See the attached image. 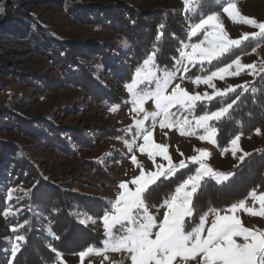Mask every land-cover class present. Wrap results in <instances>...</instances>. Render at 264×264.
<instances>
[{
  "label": "trees",
  "instance_id": "trees-1",
  "mask_svg": "<svg viewBox=\"0 0 264 264\" xmlns=\"http://www.w3.org/2000/svg\"><path fill=\"white\" fill-rule=\"evenodd\" d=\"M117 1L104 5L98 3L86 5L80 0H68L65 12L78 24H86L102 33L110 32L116 38L126 41L130 48L124 51L115 43L103 40L81 42L68 41L58 36L56 38L33 16L15 17L14 20L20 18L30 26L26 31L31 34L30 39L34 42L35 49L48 56L54 70L58 71L55 77L46 75L39 81L31 80L35 89L47 91L59 88L76 89L87 96L92 104L104 107L120 104L122 99L114 95L97 78L96 66H102L109 76L121 85L130 82L132 75L130 67H138L153 53L157 68L174 71L177 69L175 60L179 58V49L182 43L188 40L186 33L191 22L189 18H196L199 15L206 17L207 14L219 12L228 2L194 0L191 11L184 10L180 13L158 6L156 12L142 15L141 11L127 1L116 3ZM237 1L240 0H232ZM162 24L165 27L161 39L157 41L156 37L160 34ZM25 28L26 26H23V30ZM195 40L196 38L192 39L193 42ZM258 46H264V37L241 42L238 48L231 49L214 60L211 65H206L207 68L203 71L198 66L190 68L185 79L191 81L199 75H207L237 57L252 52ZM252 88L257 91L253 93ZM6 95L10 96L9 92L4 91L0 94V215L11 228V237L0 239V264H54L57 259L56 252L61 255H72L88 247L99 246L102 234L90 231L87 224L84 225L80 219L88 217L94 222L99 221L109 209V200L66 190L50 182L39 171L32 156L27 153V144L6 139L1 134L6 131L15 132L23 139H29L38 146L62 154L64 152L74 154L70 146L72 143L76 146H88L89 138L71 128L54 126L53 120L46 116L30 118L15 112L13 108L19 104L20 98L16 101L13 99L6 101ZM237 95L240 99L229 113L221 121L212 122L217 128L216 146L219 149L227 147L231 139L237 135L246 137L258 126L264 125V71H261L252 82L237 87L235 92L227 93L223 101L216 97L210 102H203L199 105L198 112L218 110L219 107L236 99ZM98 133L103 134L99 136L109 139H115L121 134L117 129H107ZM248 154L244 161H240L234 169L227 172L228 178L224 182L217 183L210 177L201 181V187L194 195L196 223L205 212L229 207L254 191L257 194L264 193V148ZM91 162L94 174L100 175L111 187L118 184L114 177L105 173L102 161ZM261 167L263 171L261 178L256 179L255 171ZM190 170L192 168L177 172L174 177L159 179L150 187L146 204L161 205L187 178ZM245 175H249L250 180L243 182L241 178ZM154 190L155 194L152 193ZM9 193L11 199L6 198ZM6 211L9 213L7 216ZM25 220L28 221L27 224H24ZM192 226L189 223L187 227L190 230ZM49 229L58 238L49 235ZM17 234L24 235L25 241L21 242L20 250L13 257L11 247L12 243L16 242Z\"/></svg>",
  "mask_w": 264,
  "mask_h": 264
},
{
  "label": "rangeland",
  "instance_id": "rangeland-1",
  "mask_svg": "<svg viewBox=\"0 0 264 264\" xmlns=\"http://www.w3.org/2000/svg\"><path fill=\"white\" fill-rule=\"evenodd\" d=\"M80 1L86 5L89 3L104 5L115 3L116 0ZM126 1L141 11L142 15L156 12V8H159L158 6L180 13H183L185 10L183 0H118L116 3H124ZM67 2L68 0H0V94L4 91L9 92L11 97L6 95V101H11L12 99L16 101L20 98L19 104L13 108L15 112L30 118L46 116L53 120L54 126L58 128L68 127L79 133H83L85 137L89 138L91 143L87 142L88 146H76V144L72 143L70 146H72L71 150L74 154H67L68 152L62 154L38 146L36 142L29 139H23L15 132L6 131L3 132L1 136L16 141L17 143L27 144V153L32 156L39 171L50 182L56 183L66 190L70 189L77 193H82L91 197H102L108 199L109 202H114L119 195L120 189L118 186L121 182L128 183L129 188L134 189L135 186L131 185L130 181L139 175L141 168L146 172L158 171L154 166L153 160L148 158L147 152L143 154L139 152V147L143 145L144 141L142 134L137 135V128L135 127L134 121L143 120L144 113L141 112L137 114L131 110L132 105L129 103L131 97L125 86L119 84L116 79L109 76L107 71L99 65L95 67L97 78L107 89H110L114 95L121 98L122 103L110 104L104 107L98 104H92L87 96L76 89L59 88L53 91L35 89L32 86L31 80L39 81L42 76L46 75L55 77L58 71L54 70L48 56L39 53L38 50L35 49L36 46L33 45L34 42L30 39L31 34L26 31L30 29V26L22 22L20 18L19 20H14L17 16H33L40 25L50 30L51 34L56 38L58 36L66 38L68 41L74 40L81 42L103 40L113 44L115 43L123 51L130 48L128 43L125 47L123 43L125 41L116 38L113 34H110V32L102 33L90 28L86 24L74 22L66 15L65 7ZM234 3L237 4L238 11L242 16L264 22V0H240ZM226 4L224 6H226ZM215 14L219 16L220 22L224 26V30L227 32L230 39H239L245 33L251 34L254 31H258L243 23H234L227 14L223 12V8ZM157 20L158 19H156V21ZM23 26H26L24 30ZM189 30L188 26L187 31ZM192 39H194V37ZM188 42L187 40L186 43ZM236 59H239L241 65H253V68L242 67L237 75H225L223 80L214 78L212 84L217 89L223 91L229 87L237 88L252 82L254 78L261 73V65H264V46H258L252 52L239 56ZM142 64L143 62L139 66H142ZM206 65L208 64L205 63L203 69L207 68ZM196 66L201 69L200 65ZM190 68L193 67L189 66V69ZM156 69L158 75H162L167 71L157 67ZM130 70L132 79L137 67H130ZM229 71L236 72L237 70L234 66ZM172 72H175V79L172 81L169 92L171 91V87H174L175 84H180L181 88L192 95L199 94L203 96L204 93H208L209 95L212 94L213 89L208 85L203 83L194 84L192 82L196 77L191 81L186 80V72L183 66H181L179 70L176 69ZM204 76L206 75H199L201 78ZM203 102L207 103L208 101L203 100L197 102V107L192 113H183V115H189L190 117L191 115L203 114V112H198L199 105ZM113 108L116 110L112 111ZM144 108L146 112L155 110L150 100L146 102ZM173 111L177 110L174 109ZM178 115H181V113L178 112ZM159 120L160 118L157 117L155 126H153V120L149 117L147 120H144L143 127L152 132L153 143L166 146L167 155L174 164H179L181 160L188 163L189 157L198 154L195 149H204L210 153L204 163L215 172L225 174L237 166L240 162L238 159L240 155L264 148V125L258 126L246 137L239 135L240 140L238 144L241 151L237 152L236 157H234L231 151L224 152V148L218 149L216 144L201 142L195 136L181 135L179 128L176 126L171 129L166 127L161 128ZM107 129H117L121 134L115 139L99 136L103 134H99L98 132L107 131ZM257 129L260 130V134L256 133ZM126 141L131 144V150L126 145ZM132 156H136L137 163L140 167L132 164ZM91 160H96L98 162L102 161L105 173L109 174L112 178L114 177L118 184L111 187L100 175L94 174L91 169V165L93 164ZM154 161L155 164H163L165 167L168 165V161L159 155L154 156ZM196 167H198V165L189 164L187 169L192 168L190 172V174H192ZM187 169H179L177 172ZM262 172V167L257 169V171H255V178L260 179ZM176 173L171 177H174ZM160 179L168 178L162 176ZM241 179L244 180L243 182H246L250 180V176L245 175ZM30 185L31 184H29L28 187H30ZM95 185H97V187ZM45 189L46 188H44V190ZM174 192L172 194H174ZM152 193L155 194V190ZM250 194L240 201L244 202L245 209H251L257 212L260 211L258 201H254ZM170 196L168 198H170ZM162 204L163 203H161V205ZM161 205L151 206L147 204L149 213L156 218L157 222L162 220L163 214L167 210ZM245 209H239L235 213L237 218L241 220L242 226L254 231H264V217L249 215ZM107 210H110V205ZM212 218L213 216L210 214L207 219L206 227L210 225ZM80 220L84 225L87 224L90 231L102 234L103 238L101 244L94 247L99 249L101 254H90L85 257L83 262L78 255L79 252L72 255H61L60 259H62L63 264H131L127 253L123 251L113 252L111 250H104L103 240L106 237L102 218L97 222L90 220L88 217H81ZM10 229L11 228L4 221V217L0 215V239L11 237ZM186 264H195V261H188Z\"/></svg>",
  "mask_w": 264,
  "mask_h": 264
},
{
  "label": "snow or ice",
  "instance_id": "snow-or-ice-1",
  "mask_svg": "<svg viewBox=\"0 0 264 264\" xmlns=\"http://www.w3.org/2000/svg\"><path fill=\"white\" fill-rule=\"evenodd\" d=\"M186 11L192 10L193 0H183ZM219 3V0H216ZM223 12L234 23H243L251 26L258 31L251 34L245 33L239 39H230L224 26L220 22L217 14L199 15L196 18H189V31L186 35L188 43H182L179 49V58L175 60L177 70L181 66L185 72L189 66H203L205 63L211 65L214 60L228 53L230 49L238 48L242 41L250 38L264 37V22H259L254 18L244 17L240 14L237 4L228 0L226 6H223ZM198 21V22H197ZM160 25V34L156 40L161 39L163 28ZM196 38L195 42L192 38ZM127 46V42H123ZM155 53L148 55L143 60L142 66H138L134 77L130 83L124 86L131 97L129 103L132 105V111L137 114L143 112V120H135L137 135H143V145L139 147L140 153L147 152L150 160H153L154 166L158 171L146 172L141 168L138 176L134 177L130 184L134 189L129 188V184L121 182L119 184V195L114 202H108L110 210H106L102 216L105 239L103 240L104 250L113 252H125L128 254L131 264H186L188 261H195V264H264V231L251 230L242 226V222L235 213L239 209H245L243 201L234 203L224 209H214L205 212L199 217L196 223L194 217V195L201 187V181L205 177H210L217 183L228 178L227 175L215 172L208 167L204 161L210 153L204 149H195L198 153L188 158V163L181 160L179 164H174L167 155L166 146L152 142V132L144 128V120L149 117L153 120L155 126L156 118L159 117L161 128L176 126L181 135L195 136L201 142L216 144L217 128L210 122L221 121L229 113L233 105L237 103L240 96L237 95L230 103H226L215 111L204 110L200 115H183V113H192L197 102L207 100L212 101L216 97L221 100L225 98L228 92H235V87H229L223 91L217 89L212 81L214 78L223 80L225 75H237L242 67L253 68V65H241L239 59L223 67L211 71L209 75L203 78L197 76L192 82L203 83L213 89L212 94L204 93L189 94L180 84L172 85L175 79V72L165 71L162 75L157 74L154 63ZM235 66L236 72L229 70ZM261 71H264V65H261ZM243 87V86H241ZM257 89L252 88L255 93ZM151 101L154 111L146 112L144 105ZM176 109L177 111H173ZM116 109L113 108L112 111ZM178 112L181 115H178ZM182 116V118H181ZM260 134V130H256ZM240 136L237 135L231 139L230 144L223 149L224 152L231 151L236 157L239 148ZM126 145L131 150V144L127 141ZM162 156L168 161L167 167L163 164H155L154 156ZM244 153L238 157L242 162ZM133 165L140 167L136 156L131 157ZM191 165H198L192 174L187 175L176 188L170 198H166L161 205L167 210L163 214L162 220L157 222L156 218L148 211L146 196L150 191V186L156 184L160 177L169 178L179 169H187ZM191 172V170H190ZM251 197L258 201L260 211L245 209L249 215L264 217V194L252 192ZM11 199V193L6 197ZM9 213L6 211L5 216ZM212 215L211 223L206 227L209 215ZM28 221L25 220L24 224ZM191 223L193 226L189 230L187 227ZM23 227V225H21ZM15 231V229H12ZM49 235H53L49 229ZM15 243H12L11 253L15 257L20 250L21 242L25 241L24 235L17 234ZM100 255L101 251L94 247H88L78 253L83 262L86 256L90 254ZM57 259L54 264H63L61 253H55Z\"/></svg>",
  "mask_w": 264,
  "mask_h": 264
},
{
  "label": "bare ground",
  "instance_id": "bare-ground-1",
  "mask_svg": "<svg viewBox=\"0 0 264 264\" xmlns=\"http://www.w3.org/2000/svg\"><path fill=\"white\" fill-rule=\"evenodd\" d=\"M261 98V97H260Z\"/></svg>",
  "mask_w": 264,
  "mask_h": 264
}]
</instances>
